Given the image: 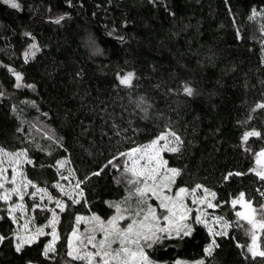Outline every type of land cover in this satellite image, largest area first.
Wrapping results in <instances>:
<instances>
[{
    "label": "trees",
    "instance_id": "1",
    "mask_svg": "<svg viewBox=\"0 0 264 264\" xmlns=\"http://www.w3.org/2000/svg\"><path fill=\"white\" fill-rule=\"evenodd\" d=\"M17 2L20 10L0 0V147L26 149L33 161L24 165L26 176L69 207L60 213V239L49 258L43 255L49 242L44 237L17 253L11 239L15 224L0 211V235L9 237L0 243V264H81L66 255L75 215L108 219L114 212L109 204L126 194L119 153L148 144L166 128L184 142L180 153L165 154L170 167L181 169L176 184H201L216 192L218 213L231 228L215 238L219 246L211 255L204 248L212 237L198 225L191 238L170 241L151 253L153 259L264 264V257L247 252L249 237L237 227V207L231 205L241 191L255 206L264 201V181L249 171L264 139H241L253 129L264 137V109L256 107L264 102V0ZM252 9L257 15L249 19ZM59 15L65 19L53 23ZM25 32L39 45L27 63L23 53L33 41ZM9 68L22 74L21 87ZM129 71L134 73L131 87L117 78ZM183 83L194 89L193 96L182 92ZM36 123L46 131L38 132ZM65 158L69 163L60 173L67 180L56 166ZM96 171L99 176L92 175ZM236 172L244 175L228 176ZM77 181L83 182L84 196L72 205L54 185ZM33 199L27 195L25 202L41 226L50 212H33Z\"/></svg>",
    "mask_w": 264,
    "mask_h": 264
},
{
    "label": "snow or ice",
    "instance_id": "2",
    "mask_svg": "<svg viewBox=\"0 0 264 264\" xmlns=\"http://www.w3.org/2000/svg\"><path fill=\"white\" fill-rule=\"evenodd\" d=\"M152 2L155 3V0ZM3 3L15 10L22 8L17 0H3ZM67 3L71 6V0H67ZM256 15V10L252 9L249 19H254ZM261 15L264 17V13ZM64 19L65 15H59L52 22L60 24ZM260 31L264 32V24L260 25ZM24 36L31 37L33 41L23 53L27 63L30 56L35 57L39 45L30 32H25ZM237 36H239V32H237ZM118 39L123 41L124 37L120 36ZM261 58L264 60V48H262ZM8 70L15 76V86L21 87L22 74L11 68ZM117 78L121 85L131 87L134 73L129 71L123 76L117 73ZM27 87L34 86L27 85ZM181 90L189 97L194 95V89L187 83L182 84ZM256 107L264 109V102L258 103ZM250 137L264 139L262 133L255 129L245 131L241 139L247 143ZM183 143L177 132L166 128L148 144L132 147L127 152L119 153L120 157L127 158L124 163V171L127 176V185L131 187L125 189L127 195L122 200L109 204L110 207L115 208V214L107 220L95 213L90 216L75 215L74 224L66 235V255L71 258V261H79L81 264H166V262L153 259L151 253L166 248L170 241L178 243L185 241L186 238H191L198 225H203L207 229L208 235L213 237L212 242L204 248L206 254H212L213 248L219 246L215 237L226 236L231 224L222 216L207 212V209L219 207L218 204L213 203L217 195L216 192L201 184H195L192 188L176 184L177 178L181 176V169L170 167L164 153H180ZM244 150L251 151L247 147ZM115 159L116 157H113V160ZM113 160H109L108 164L117 167ZM254 160L256 166L250 168L249 171L253 172L260 181H264V147L254 153ZM68 163L66 158L56 161L57 173L60 174L61 179H68L67 176L60 173V169ZM24 164H33L26 149L9 152L4 147H0V201H3L7 206V216L17 224L18 218L15 213L20 212L25 215L28 211L24 203L26 195H30L32 198L39 195L40 201L47 197L49 203L54 201L55 207H48L46 204L36 203L33 199L32 211L35 212L37 208H40L42 212H50L51 218L45 217L47 222L33 230L29 227L33 218L29 217L24 220L22 225L18 224L11 237L14 240L15 251L20 253L26 245L31 246L36 243L39 237L50 235L51 240L43 247L44 257L49 258L50 253L57 251L56 243L60 239L57 229L60 215L56 209L63 213L69 205L64 200L53 197L46 187H39L37 183L29 179L21 170L20 166ZM9 168H11L10 179L7 174ZM100 171L93 172L92 175L99 176ZM69 172L71 174V170ZM232 175L242 176L244 173L228 174V176ZM225 179L228 177L226 176ZM81 183L83 182L77 181L72 191H66L59 182L55 183L54 187L67 196L72 205H75L79 204L80 198L84 196V190L80 187ZM8 184L11 187H6ZM29 187L35 191L29 193ZM200 189H203V192L201 195H197ZM13 196L18 197V202H13ZM261 196L264 197V192H261ZM189 198L191 204L195 206L194 216L193 207L187 203ZM133 199L135 200L134 208L130 203ZM153 199L157 202L155 206L150 202ZM231 205L233 209L237 205L241 209L235 211V216L238 218L237 227H243L239 223L241 220L246 221L249 225L245 228V234L251 236V243L247 245V251L253 257H264V251L257 243L260 232H264V201L260 202L258 206H254L251 200L245 199V193L241 191L236 198L231 200ZM0 219H4V217L0 216ZM125 220L129 222L122 226L121 222ZM82 222L86 225L84 232L79 230ZM215 225H219V229ZM45 228H50L51 231L45 232ZM97 234H101L100 239H97ZM5 239H9V237L0 235V243ZM113 245L117 246L113 247ZM237 247H244V245L238 244ZM28 264H31V261ZM173 264H187V262L176 259ZM194 264H204V261H196Z\"/></svg>",
    "mask_w": 264,
    "mask_h": 264
},
{
    "label": "rangeland",
    "instance_id": "3",
    "mask_svg": "<svg viewBox=\"0 0 264 264\" xmlns=\"http://www.w3.org/2000/svg\"><path fill=\"white\" fill-rule=\"evenodd\" d=\"M35 129L38 131V132H45L46 130H45V128H44V126L43 125H41V124H39V123H36L35 124ZM8 151V150H7ZM9 152H14V151H9ZM165 154L166 153H164V157H165ZM126 157H122L121 158V160H120V162L118 163V166L119 167H121L122 168V172H121V175H123L125 178V180H126V187L127 188H130L131 186H129V185H127V176H126V174H125V171H124V163H125V161H126ZM166 159V158H165ZM130 163V162H129ZM24 165H26V164H24ZM24 165H22V166H20L21 167V170L24 172ZM6 167H7V165H5ZM256 165L254 164V167H255ZM8 176H9V179L11 178V168H9L8 169ZM128 175H130V174H128ZM63 185V184H62ZM6 187H11V185L10 184H8V185H6ZM64 187H65V190L66 191H72L73 190V187L74 186H71V185H67V186H65L64 185ZM30 189H32L31 187H29V189H28V192H30ZM32 191H35L34 189H32ZM78 191V190H77ZM60 192V191H59ZM202 192H203V189H200V190H198V192H197V195H201L202 194ZM60 194H61V196L60 197H64L65 195H63L61 192H60ZM74 195H75V193H73ZM127 195V192H126V194H125V196ZM27 196V195H26ZM26 196H25V199H26ZM55 198H57V199H60L59 197H55ZM13 202H18V197H15V196H13ZM245 199H247L246 197H245ZM35 200H36V203H42V204H46V205H48V207H55V203H54V201L52 202V203H49L48 202V200H47V197H45V199L43 200V201H40V198H39V195H37L36 197H35ZM248 200V199H247ZM151 203H153V205L155 206V204L157 203L154 199L152 200V201H150ZM24 203H25V205H26V207H27V209H28V205H27V203L25 202V200H24ZM65 203H66V201H65ZM131 205H132V207L134 208L135 207V200L133 199L131 202ZM187 203H188V205L190 206V207H193V216L195 215V206H193L192 204H191V199L189 198L188 200H187ZM213 203H216L215 202V200L213 201ZM67 204V203H66ZM255 206V205H254ZM237 207V211H239V210H241L240 209V206L239 205H237L236 206ZM6 208H7V206L5 205V203L3 202V201H0V211H6ZM56 211H57V213L60 215V211H59V209H56ZM207 212L209 213V214H214V215H218V216H221L219 213H218V207L217 208H215V209H207ZM115 214V208H114V212H113V214L112 215H114ZM15 215L17 216V218H18V224H20V225H22L23 223H24V220L25 219H27V218H29V217H32L33 218V220H32V223H30V225H29V227L31 228V229H35V227H39V226H37L36 225V221H35V219H34V214L33 213H31V212H29V210L27 211V214H25V215H22L20 212H17V213H15ZM111 215V216H112ZM84 216H90V215H84ZM110 216V217H111ZM109 217V218H110ZM223 217V216H222ZM50 218H51V213H50ZM49 218V219H50ZM61 218V217H60ZM225 220H226V218L225 217H223ZM105 220H107V219H105ZM227 221V220H226ZM129 221H127V220H125V221H122L121 222V225L122 226H125L127 223H128ZM229 222V221H228ZM237 222H238V218H237ZM230 223V222H229ZM239 223L241 224V225H243V229H244V231H245V228H247V227H249V225H247V222L246 221H239ZM15 224V227H16V229H17V227H18V224L17 223H14ZM45 224V223H44ZM43 224V225H44ZM231 224V223H230ZM42 226V225H41ZM203 226V225H202ZM85 227H86V225L82 222L81 223V225H80V232H84V229H85ZM215 227L217 228V229H219V225H215ZM231 228V227H230ZM229 228V229H230ZM57 229H58V226H57ZM229 229L227 230V232L229 231ZM51 231V229L50 228H45V232H50ZM261 235H262V232H260V235H259V238H258V241H257V243H258V245H259V247H260V249L262 250V248H261ZM41 237H44V238H47V239H49V241L51 240V236L49 235V236H41ZM248 237H249V242H248V245L251 243V236L250 235H248ZM40 238V237H39ZM101 238V234H97V239H100ZM216 238V237H215ZM212 239H213V237H212ZM59 241V240H58ZM58 241H57V243H58ZM57 243H56V246H57ZM117 245H113V247H116ZM90 247V246H89ZM246 250H247V247H246ZM248 252V251H247ZM250 253V252H249ZM251 254V253H250ZM252 255V254H251ZM200 260H202V259H199V260H196V261H200ZM181 261H183V262H187V264H194V262H196V261H187V260H181ZM77 262H79V261H77ZM205 264V263H204Z\"/></svg>",
    "mask_w": 264,
    "mask_h": 264
},
{
    "label": "water",
    "instance_id": "4",
    "mask_svg": "<svg viewBox=\"0 0 264 264\" xmlns=\"http://www.w3.org/2000/svg\"><path fill=\"white\" fill-rule=\"evenodd\" d=\"M31 264H37V263H33V262H32Z\"/></svg>",
    "mask_w": 264,
    "mask_h": 264
}]
</instances>
